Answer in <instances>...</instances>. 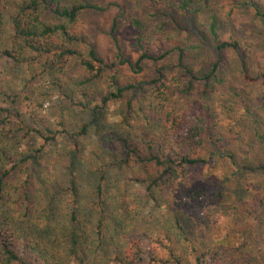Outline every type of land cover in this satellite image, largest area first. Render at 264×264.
<instances>
[{
  "label": "rangeland",
  "instance_id": "rangeland-1",
  "mask_svg": "<svg viewBox=\"0 0 264 264\" xmlns=\"http://www.w3.org/2000/svg\"><path fill=\"white\" fill-rule=\"evenodd\" d=\"M61 1L70 5L82 0ZM88 1L108 8L103 12L82 13L74 26V32L81 35L84 42L75 48L85 52L87 47H94L107 66L117 64L120 53L110 35L119 14L115 4L127 9V17H141L149 30L155 29L160 22L147 16L150 12L147 1L142 5L132 4L129 0ZM211 4L220 17L222 38L254 43L252 72H264V49L257 46L264 39V32L258 26L260 16L245 0H212ZM120 26L118 36L124 53L136 59L132 29L125 20H120ZM190 28V24L181 19L177 24H169L163 33H156L155 42L168 43L169 37L173 36L186 43L190 38L187 36ZM10 35L8 20L4 18L0 25V107L17 108L29 127L43 129L47 126L60 133L54 142L30 161L34 175L27 204L31 212L25 219L26 222L30 221L28 229L46 249L51 263L130 264L125 261L126 252L137 244L144 251L140 263L152 264L150 257L156 253V247H160L157 242L169 246V237L182 240L181 243L187 246L184 239L196 238V232L185 218L180 221L187 233L184 235L178 230L176 214L170 207L169 193L155 191L152 195L148 191V182L155 171L151 165L137 157L128 165H122L119 148L102 144V134L113 130L122 131L118 125V114L134 91L127 92L120 101L108 104L99 124L93 122L91 111L77 106L84 94L99 103L111 75L121 76L126 84H141L156 77L151 68L146 65L144 72L135 75L126 67L115 65L114 68H106L102 77H93L80 61L66 58L34 81L25 66L17 65L3 55V51L9 48ZM190 39L193 41V38ZM155 51H158L157 46ZM214 55L217 54L212 49L202 50V53L195 55L188 63L192 75L180 70L179 77L175 76L173 68L167 73L166 94L171 100L165 104L166 108L163 107V114L170 117V121L166 118L156 121L155 125L152 124L153 131L160 135L167 130L177 136L188 132L195 119H205L204 127H208L209 121L215 119L223 140L217 142L205 131L202 134V153L211 158L208 166L189 168L185 172L180 170L179 174H185L181 175L177 185L187 190L194 189V185L207 186L203 197L207 198L208 210L216 228L205 244L220 248L223 264H264V172L242 170L250 163L264 164V86L244 83L236 56L228 53L227 82L218 85L209 95H203L198 79L208 71V62ZM52 81L59 83V87L44 101L39 92L54 88ZM189 84L193 86L188 95L178 92V85L187 87ZM142 85L144 89L139 91L140 96L152 90V86ZM228 85H235L241 91L243 105L239 106L236 114L224 108L225 105L234 106ZM2 93L23 96L13 105L3 102ZM70 100L75 101V104ZM202 104L208 109L204 110ZM247 108L250 109L248 113ZM14 122L12 120L8 126L12 157L26 151L34 155L35 150L43 148L40 136L31 131H20ZM82 124L87 125L85 135L79 134ZM173 125L180 129L175 131ZM171 127L174 129L171 130ZM75 144L80 147V152H76ZM98 147L102 148L107 165L106 180L102 182L104 196L102 204H99L101 207L97 204L100 177L88 164L91 152ZM227 156H234L235 159L230 160ZM233 161L236 166L231 163ZM25 168V165L18 167L15 176L17 185L24 184L27 179L28 173L24 174L23 170ZM73 183L78 192L75 196L71 189ZM74 212L78 213L80 224L77 245L70 239ZM100 224L104 230L103 240L96 235V228ZM239 237L244 238L247 244L243 245Z\"/></svg>",
  "mask_w": 264,
  "mask_h": 264
},
{
  "label": "trees",
  "instance_id": "trees-1",
  "mask_svg": "<svg viewBox=\"0 0 264 264\" xmlns=\"http://www.w3.org/2000/svg\"><path fill=\"white\" fill-rule=\"evenodd\" d=\"M129 1L135 5H142L147 1L150 10L147 16L160 22L156 24L155 29L149 30L141 17L129 18L127 9L115 4L119 14L114 20L110 35L120 52L117 64L105 65L94 47H87L85 52L75 48L79 43L84 42L83 37L74 32V26L78 23L82 13L84 11L103 12L108 8L89 3L88 0L77 1L70 5L63 4L61 0H0V25L6 18L11 31L9 48L3 51V55L15 64L25 66L34 81L49 73L51 68L66 58L80 61L82 67L93 77H102L106 68H114L115 65L126 67L132 74L137 75L144 72L148 65L153 76H156L154 79L146 80L141 84L135 82L126 84L121 76L111 75L99 103L93 102L84 94L77 106L91 111L93 122L99 124L102 112L108 104L118 102L127 92L134 91L118 114L120 118L118 125L122 131L113 130L102 134V144L119 148L122 165H128L136 157L148 162L155 170L148 182V191L151 194L155 191L169 193L170 207L176 214L178 230L184 235L187 233L180 221L185 218L191 222L192 229L196 232V238L186 237L184 239L187 246L181 243L182 240H173L169 237V246L157 242L160 247H156V253L150 257L152 264H223L220 248L212 246L213 244L210 246L205 244V241L214 235L216 228L208 210L207 198L203 197L206 195L204 191L207 186L194 185V189L187 190L177 185L181 175L185 174H179L180 170L185 172L184 170L189 168L208 166L211 158L202 153L204 145L202 134L205 131L217 139V142L223 140L218 133L215 119L209 121L208 127H204L205 119H195L194 125L188 132L177 136L167 130L158 135L153 131L152 124L155 125L156 121L160 122L164 118L170 121V117H165L163 114V107L166 108L165 104L171 100L166 94L167 73L174 70L175 76H178L180 70H185L186 73L192 75L193 71L188 67V63L195 58V55L202 53V50L212 49L217 54L212 56L210 63L208 62V71L198 79L203 95H209L218 85L227 82L228 53L236 56L237 66L244 83L264 86V72L254 74L251 67V56L256 45L249 40L241 42L235 38H222L220 17L217 10L213 9L212 0ZM245 2L260 16L258 26L264 32V0H245ZM231 13L232 10L228 13V18ZM181 19L190 24L191 28L187 36L193 38V41L188 38L184 43L171 36L168 43L167 41L155 42L156 33H163L169 24H177L181 22ZM120 20H125L132 29L136 59L124 53L118 36V30L121 28ZM156 46L158 51H155ZM257 46L264 49V39L259 41ZM52 82L54 88L39 92L44 101L49 99L56 87H59V83ZM142 84L152 86V90L140 96L139 91L144 89ZM156 85H159L158 88L155 87ZM192 86L191 84L187 87L178 85L179 91L173 87L180 94L188 95ZM228 88L234 106L225 105L224 108L236 114L240 109L239 106L243 105L241 91L235 85H228ZM163 95L166 97L163 98ZM22 96L23 94H1L3 102L13 105H16L18 98ZM70 101L75 104V101ZM202 107L204 110L208 109L203 104ZM247 109V113L250 112V109ZM167 115L170 116V112ZM12 120L15 121L14 124L20 131H31L40 136L43 140V148L35 150L34 155L26 151L12 157L10 151L12 143L8 139V126ZM173 127L175 131L180 129L175 125ZM86 133L87 125L82 124L79 134L85 135ZM59 134V131L47 126L43 129L29 127L23 119V114L17 108L0 107V264H52L46 249H43L36 240L35 234L28 229L30 221L26 222L25 219L31 212L27 204L30 201L32 188L30 184L34 175L30 161L51 142H54ZM75 150L80 152L78 144H75ZM227 157L230 160L235 159L234 156ZM231 163L236 166L235 161ZM88 164L90 169L100 177L97 204L101 207L99 204H102V196H104L102 182L106 180L105 169L107 168L101 147L91 152ZM22 165L26 167L23 169L24 174L28 173V175L24 184L17 185L15 176L18 167ZM242 170L264 172V164L250 163ZM239 171L236 170V172ZM71 189L74 196L78 194L75 183ZM102 210L105 211L103 207ZM78 220L79 215L74 212L71 218L73 227L70 230V239L74 245L79 242L80 224ZM96 229V235L103 240L102 224ZM239 239L243 245L247 244L244 238L239 237ZM143 253V249L135 244L126 252L125 261L127 260L130 264H141Z\"/></svg>",
  "mask_w": 264,
  "mask_h": 264
}]
</instances>
